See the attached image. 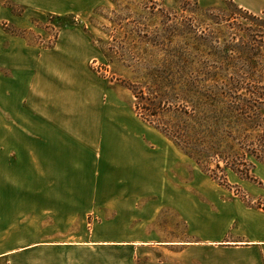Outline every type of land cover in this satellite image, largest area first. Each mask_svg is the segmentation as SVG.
Listing matches in <instances>:
<instances>
[{"label":"crops","instance_id":"1","mask_svg":"<svg viewBox=\"0 0 264 264\" xmlns=\"http://www.w3.org/2000/svg\"><path fill=\"white\" fill-rule=\"evenodd\" d=\"M13 1L59 15L82 13L87 6L92 9L105 3ZM199 1L218 6L220 0ZM21 41L16 39L14 47L10 43L6 48L0 36V69L10 70L9 75L0 73V153L4 156L0 165V264H264V217L246 212L223 216L205 205H189L187 196L173 197L177 211L169 212L174 215L169 228L179 234L173 219L184 223L190 227V239L175 237L148 255L137 248L135 240L124 244V255L93 244L21 247L29 231L37 229L28 220L27 199H35L38 210L45 198L62 200L61 205L71 207L76 199L106 192L98 185L92 189L93 184L114 181L115 177L95 175L92 170L108 150L105 132L113 136L118 130L116 122L123 120L105 112L101 98L107 88L84 80V75L91 77L89 66L80 65L91 55L85 36L67 31L60 34L55 48L37 52ZM239 218L250 227L240 225L228 234L224 223L235 226ZM138 227L140 223L125 228ZM200 232L215 238H200Z\"/></svg>","mask_w":264,"mask_h":264},{"label":"rangeland","instance_id":"2","mask_svg":"<svg viewBox=\"0 0 264 264\" xmlns=\"http://www.w3.org/2000/svg\"><path fill=\"white\" fill-rule=\"evenodd\" d=\"M230 1L264 19V0H220L217 7L228 9L227 4ZM12 2L15 4L12 6L14 12L22 16L13 15L12 11L4 6ZM104 2L92 9L87 6V10L82 13L68 14L66 18L58 19L54 16L67 14L59 15L29 9L13 0H0V36L5 39L6 48L10 43L14 47L16 39H22L23 44L32 47L31 52L40 49L46 51L58 45L61 33L74 31L85 36L89 42L91 55L87 56L86 61H81L80 65L81 68L89 66L91 77L89 79L84 75V80L103 84L107 88L101 98L105 112L118 114L123 119L116 122L118 130L114 131L113 136L108 131L105 132L103 141L107 144L108 150L95 164V170H92L95 175L115 177L114 181L93 184L92 189L95 190L98 185L106 192L92 198L76 199L74 206L71 207L61 205L62 200L45 198L43 208L38 210H35V199H27L29 208L27 217L37 229L29 231L21 247L31 248L39 245L52 248L57 244L79 246L93 244L104 246L108 252L124 255L126 252L123 248L127 247L124 244L135 240L138 242L137 248L148 255L152 253L151 250L165 245L175 237L190 239V227L184 223H176L173 219V227H177L179 234L169 228L171 218H174L169 212L177 211L174 204L176 199L173 197L181 196H187L191 206L205 205L223 216L230 217L234 212L237 214L246 212L264 217V185L240 180L232 172H229L228 176L232 186L230 188H224L209 179L194 160L137 116L136 99L129 90L121 86L129 82L142 83L144 87L148 84L151 87L153 80L149 78L143 80L138 73L146 72L144 67L149 68L148 73H154L160 53L155 52L156 48L152 46L139 45L140 48L138 46L135 48L127 44V40H123L124 34L121 30L118 32L112 30L115 28L110 21L115 18L112 12L122 11L120 12L122 18L140 22L139 27L143 35L161 40L169 35L170 27L174 24L167 20L165 17L167 14L175 12L178 18L183 20L190 18L191 13L182 12L183 4L180 0H104ZM191 4V9H194V0H191ZM200 5L205 9L214 7L201 2ZM129 9L132 13H129ZM152 12L156 16H153ZM70 15L75 16L76 20ZM18 29L32 33L22 38L20 36L23 33ZM11 31L20 36L13 35ZM181 40L197 57L196 61L201 59L205 49L199 46L193 35L188 34ZM110 48L123 55L124 59L116 57L108 50ZM145 49L149 55H144L142 59L144 62L133 60L140 59ZM154 53L158 59L148 61L149 56ZM0 73L9 75L10 70L0 69ZM165 118L177 120L173 115H166ZM0 154L1 165L4 156ZM254 163L256 176L264 182L262 178L264 165ZM0 170H3L2 166ZM124 188L132 192L130 194L123 192ZM133 223H140V227L133 230L125 228ZM240 225L250 227V224L243 223L240 219L235 226L224 223L223 228L228 234H233ZM200 234V238L203 239L215 238V235L211 236L209 233ZM15 248L17 246L12 247ZM130 253L133 254L132 251Z\"/></svg>","mask_w":264,"mask_h":264},{"label":"trees","instance_id":"3","mask_svg":"<svg viewBox=\"0 0 264 264\" xmlns=\"http://www.w3.org/2000/svg\"><path fill=\"white\" fill-rule=\"evenodd\" d=\"M180 1L182 12L192 16L180 20L175 12L167 14V20L174 24L163 40L143 35L140 22L122 18V11L112 12V30H121L127 44L152 46L160 53L154 73H148L146 67V72L138 73L143 80H153L151 87L129 82L121 86L136 99L137 116L194 160L209 179L230 188L228 176L232 172L240 180L263 186L254 162L264 165V19L233 1L227 4L228 9H205L199 0H194L191 9V0ZM14 5L4 6L13 15L22 16L14 12ZM18 30L21 36L11 32L22 38L32 33ZM188 34L205 49L198 61L181 40ZM108 50L124 59L113 48ZM147 53L145 49L140 59L133 60L144 62ZM156 57L154 53L148 61ZM166 115L177 120L166 119Z\"/></svg>","mask_w":264,"mask_h":264}]
</instances>
